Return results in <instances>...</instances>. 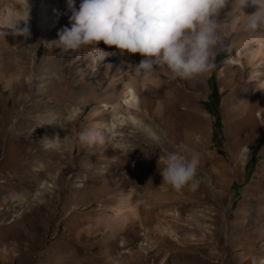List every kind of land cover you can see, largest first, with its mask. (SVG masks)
I'll use <instances>...</instances> for the list:
<instances>
[{"label":"rangeland","instance_id":"374dc122","mask_svg":"<svg viewBox=\"0 0 264 264\" xmlns=\"http://www.w3.org/2000/svg\"><path fill=\"white\" fill-rule=\"evenodd\" d=\"M57 32L16 37L18 66L0 76V264H264V128L242 171L225 181L236 149L221 81L230 42L221 39L215 67L194 88L171 74L158 81L159 70L139 74L140 56L129 52L123 71L135 77L140 122L113 136L104 104L121 99L128 75L111 83L116 54L107 78L101 51L90 71L77 51L49 50L43 40ZM51 120L50 138L42 130ZM89 127L103 139L80 142ZM172 151L199 156L194 180L179 190L159 173Z\"/></svg>","mask_w":264,"mask_h":264},{"label":"clouds","instance_id":"9594fccd","mask_svg":"<svg viewBox=\"0 0 264 264\" xmlns=\"http://www.w3.org/2000/svg\"><path fill=\"white\" fill-rule=\"evenodd\" d=\"M229 0H67L70 26L58 30L54 39L46 41L49 50L63 53L78 51L85 46L95 56L96 46L103 41L121 51L140 53L144 58L136 65L139 74L150 76L163 68L173 78L190 79L208 73L214 67V49L221 43L217 13ZM237 14L248 5L255 11L245 14L244 28H264V0H230ZM15 27L18 22L10 20ZM22 36L29 29L16 28ZM105 56H101L102 61ZM82 143L92 144L103 139L100 129L89 127L78 134ZM199 156L190 157L180 151L168 154L160 170L162 181L175 189L194 180Z\"/></svg>","mask_w":264,"mask_h":264},{"label":"bare ground","instance_id":"6f19581e","mask_svg":"<svg viewBox=\"0 0 264 264\" xmlns=\"http://www.w3.org/2000/svg\"><path fill=\"white\" fill-rule=\"evenodd\" d=\"M75 6L79 7V0H76ZM254 11L255 6L248 5L237 14L236 10H232V4L229 0L216 16L222 39L230 42V54L226 57L221 68V81L223 88L229 89L224 102L228 115L227 140L236 148L233 150L235 160L232 159L235 161L234 168L230 167L229 163H225V181L234 176L233 171L236 175L242 171L243 162L252 154V145L259 141L264 128V28L249 31L243 25L246 18L245 14H251ZM70 15L71 11L68 9L67 0H0V47L2 48L0 52V76L4 72L15 69L16 65L18 66L19 58L16 50L21 45L15 41L16 37H20L16 28L27 27L29 34L23 37L30 39L40 29L49 28L50 31H53L54 29L59 30L65 25L70 26ZM10 20L19 22L15 27L14 23L9 22ZM43 38L44 34L37 39V42L40 43ZM20 40L22 41V39ZM115 47L114 45V50L111 49L102 54L105 56L102 60L103 72L107 78L112 57L117 55H115L117 64L112 72V84L118 83L119 81L116 82L118 79L128 75V69L126 72L123 71L125 68L123 64L126 60L125 57L130 55L127 50L121 51ZM98 51L93 56L88 49H80L77 51L75 60L80 65H84L86 70L94 71L97 66ZM138 54L140 59L144 58L140 53ZM158 70V81L164 78L162 73L170 75L163 68ZM130 74L128 79H121L122 94H119L121 99L110 104H104L105 109L110 110L109 113L112 112L113 114L111 122H108V131L113 136L118 135L119 128L125 122L136 121V124L140 122V117H137L133 110L139 109L142 101L139 99L135 77ZM145 77L147 76L145 75ZM147 79H144V89L147 86ZM197 79L198 75L190 78V87L194 88L195 84L197 87L200 86V83H196ZM185 96L191 101L195 99L192 93H185ZM54 126L53 120L45 122L43 133L51 138L54 135ZM197 128L204 139L208 134L207 126L200 122ZM19 204L21 205L15 208L16 212L23 207V203Z\"/></svg>","mask_w":264,"mask_h":264}]
</instances>
